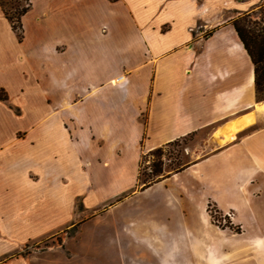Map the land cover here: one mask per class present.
I'll return each instance as SVG.
<instances>
[{"label": "crops", "instance_id": "obj_1", "mask_svg": "<svg viewBox=\"0 0 264 264\" xmlns=\"http://www.w3.org/2000/svg\"><path fill=\"white\" fill-rule=\"evenodd\" d=\"M258 1L28 0L21 40L0 7V164L3 154L18 157L9 136L20 124L42 132L38 142L52 147L60 146V131L61 185L67 180L68 192L85 194L95 209L117 199L105 213L144 189L133 190L144 151L192 137L181 170L160 180H191L176 183L180 201L197 196L242 213L241 230L186 216L182 223L192 230L184 233L191 245L202 244L190 258L154 264H264L253 209L264 189V100L255 98L253 64L231 22ZM56 107L61 129L34 127V117ZM33 187L29 174L0 171V264L26 260L16 254L18 212L31 205L18 197ZM183 204L181 212L194 210ZM160 228L157 243L173 235ZM246 228L255 233L246 236Z\"/></svg>", "mask_w": 264, "mask_h": 264}, {"label": "rangeland", "instance_id": "obj_2", "mask_svg": "<svg viewBox=\"0 0 264 264\" xmlns=\"http://www.w3.org/2000/svg\"><path fill=\"white\" fill-rule=\"evenodd\" d=\"M4 2L7 10L11 12L15 6L21 7L25 4V0ZM263 4L264 0H259L252 5L250 11L239 13L235 18L244 13H251L247 18L251 21L249 25L264 27V13L259 12V7ZM225 16H229L227 11ZM254 20L257 22L254 23ZM23 118L21 115L17 116L18 122ZM33 119L36 122L35 128L52 124L61 129V113L58 107L47 115ZM15 124L16 122H9L10 126ZM38 133L42 135V132ZM38 133L20 124L9 136L17 143L18 157L14 159L3 154L0 164V171L29 174L34 181V187L29 188L27 194L18 197L19 205H31V208L28 207L30 212H18L19 246L16 254L24 256L27 260L26 262L23 259L25 264H154V258L157 259L156 263L160 262L161 258L163 261H169L170 258L174 261L184 260L192 256L194 246L199 247L202 244L191 245V237L185 233L192 230V227L182 223L186 216L209 220L216 228H229L235 232L241 230L238 218L244 219L242 213L230 209L222 210L213 201L197 196L193 197L192 201H180L182 198L177 197L176 183L182 185L191 181L184 176L182 179L172 178L173 180L170 177L165 178L150 184L142 191H138L140 180H137L138 186L133 187V190L136 188L138 193L132 198L120 197L118 201L123 202L115 206V210L104 213L105 209L118 203L117 199L112 200L110 206L101 205L99 209H95L89 204L85 194L77 190L68 192L67 180L62 179L66 185H61V155L57 154V150L61 149V132L55 131L60 146L54 147L39 143ZM191 142L192 137H187L183 142L176 141L162 147V173L173 166L183 164L187 157L186 146L191 145ZM255 145L252 144L254 148ZM239 149L245 152L246 147L241 146ZM31 152L33 156H30ZM42 154H49V161H43L40 157ZM140 159V178H143L144 175L153 173L152 164L158 161V158L156 153L144 151ZM88 164V161L83 162L84 167ZM42 175H46L47 179H39ZM83 177L82 191L89 183L85 174ZM259 178H264V175L260 174ZM63 187L65 189L61 190ZM257 199L261 204L257 203L253 209L260 222L257 230L264 236V189L262 196H257ZM181 204H191L194 210L187 211L184 208L181 212ZM123 212L126 213L127 219L122 217ZM160 227L173 235H166L168 240L157 243L153 234L160 232ZM197 230L199 232L196 233L200 237L202 228L197 227ZM245 231L246 236L255 233L251 228H246ZM161 250L166 252L162 253V256H156L155 251L160 253ZM255 260L253 258L252 262ZM259 260L258 258L257 261ZM241 264L250 263L242 261Z\"/></svg>", "mask_w": 264, "mask_h": 264}, {"label": "trees", "instance_id": "obj_3", "mask_svg": "<svg viewBox=\"0 0 264 264\" xmlns=\"http://www.w3.org/2000/svg\"><path fill=\"white\" fill-rule=\"evenodd\" d=\"M4 0H0V7L5 18L9 21L11 29L15 32L18 39H22V24L21 16L27 11L29 7L28 0H25V4L21 7H14V10L11 12L7 10ZM260 13H264V4L259 7ZM253 13V11H251ZM251 13H244L242 16L237 17L232 20V25L236 31L237 37L242 43L243 47L247 51L251 62L253 64V73H254V92L255 98L257 101L264 100V27L251 26L249 23L251 21L247 19L250 17ZM257 21L254 20V23ZM210 34V33H208ZM0 99L5 100V95L2 94L0 89ZM176 142V141H175ZM152 153L157 154L158 161L153 163L154 171L152 174L144 175L143 178H140L142 174L138 170L137 180H140V188L143 189L153 182H156L163 177H166L161 171L160 165L162 162V147L155 148L150 150ZM141 159L139 162L140 168ZM182 168V164L173 166L169 168V171H179Z\"/></svg>", "mask_w": 264, "mask_h": 264}, {"label": "bare ground", "instance_id": "obj_4", "mask_svg": "<svg viewBox=\"0 0 264 264\" xmlns=\"http://www.w3.org/2000/svg\"><path fill=\"white\" fill-rule=\"evenodd\" d=\"M262 108L264 109V103L262 104Z\"/></svg>", "mask_w": 264, "mask_h": 264}]
</instances>
